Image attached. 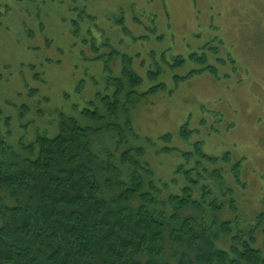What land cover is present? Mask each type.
Wrapping results in <instances>:
<instances>
[{"label":"rangeland","instance_id":"1","mask_svg":"<svg viewBox=\"0 0 264 264\" xmlns=\"http://www.w3.org/2000/svg\"><path fill=\"white\" fill-rule=\"evenodd\" d=\"M127 66L142 81L124 80L115 118L107 105ZM66 117L91 129L101 154L122 135L143 148L160 189L197 183L200 197L206 186L205 205L217 189L234 197L219 217L251 226L264 212V0H0V139L18 148ZM197 147L229 152L215 165L238 169L214 176Z\"/></svg>","mask_w":264,"mask_h":264},{"label":"trees","instance_id":"2","mask_svg":"<svg viewBox=\"0 0 264 264\" xmlns=\"http://www.w3.org/2000/svg\"><path fill=\"white\" fill-rule=\"evenodd\" d=\"M123 72L107 105L115 118L124 80L142 81L128 66ZM61 125L18 148L0 139V264H264V212L249 227L221 219L237 205L224 199L234 197L217 189L205 205L206 186L200 197L197 183L180 193L167 183L160 189L144 166L146 151L125 136L101 154L90 128L71 117Z\"/></svg>","mask_w":264,"mask_h":264},{"label":"flooded vegetation","instance_id":"3","mask_svg":"<svg viewBox=\"0 0 264 264\" xmlns=\"http://www.w3.org/2000/svg\"><path fill=\"white\" fill-rule=\"evenodd\" d=\"M178 57H181V59H179L178 60V62H182V61H184L185 60V58H182V57H184V56H182V55H179ZM188 57H207V55L206 54H201V55H199V52L198 51H192V52H190V54L188 55ZM208 68H210L211 70H213L214 68H212L211 66H208ZM125 69V68H124ZM124 69H123V71H124ZM132 69V68H131ZM134 71V70H133ZM194 72H195V70H193ZM135 72V71H134ZM192 72V71H191ZM190 72V73H191ZM124 73V72H123ZM136 73V72H135ZM189 73V75H186L187 77H190L191 75H193V74H190ZM137 74V73H136ZM138 75V74H137ZM140 76V75H139ZM120 77H122V75L120 76ZM141 77V76H140ZM119 78V77H118ZM142 78V77H141ZM117 79V78H116ZM115 79V80H116ZM160 84H163V83H160ZM157 86V85H156ZM155 87V86H154ZM154 87H151V89H150V92H154V91H157L158 89H156V90H152ZM160 89V88H159ZM149 92V91H148ZM148 92H146V93H148ZM116 94V93H115ZM114 101L115 100H113L111 103H114ZM185 126L186 125H182L181 126V132H182V130L184 131L185 130ZM164 136H166V135H164ZM188 137H187V139H185L186 141H188ZM197 152H200V154H202V155H208V154H206V153H204V152H202V150L199 148V147H197ZM186 153H191L192 154V152H186ZM229 154V152H226V153H224L222 156H214V155H208V156H214V157H217V160H219V159H225L226 158V155H228ZM192 156V155H191ZM189 157V156H188ZM210 161V160H209ZM210 162H212V161H210ZM216 163V162H215ZM215 163L214 162H212V164L214 165V167L212 168L213 170L214 169H219V170H226L225 172H227V173H231V171H229V169L230 170H232V171H234L235 169L237 170L238 168H236V166L238 165L237 163H233V164H231L230 162H227V166H226V169H221V168H218L217 167V165H215ZM201 165H203L201 162H199V165L198 166H201ZM195 167H197V166H195ZM193 168V167H192ZM203 168H206V167H203ZM228 168V169H227ZM192 181H194V180H192Z\"/></svg>","mask_w":264,"mask_h":264}]
</instances>
